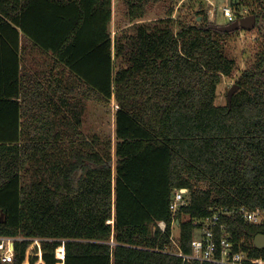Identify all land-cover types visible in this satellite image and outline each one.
Here are the masks:
<instances>
[{
  "label": "trees",
  "instance_id": "trees-1",
  "mask_svg": "<svg viewBox=\"0 0 264 264\" xmlns=\"http://www.w3.org/2000/svg\"><path fill=\"white\" fill-rule=\"evenodd\" d=\"M112 1L0 0V236L23 237L0 264H23L34 238L45 264H220L165 248L178 227L191 253L194 222L227 209L217 239L264 259V221L241 213L264 209V0H231L261 34L226 104L217 91L237 69L226 46L239 30L206 9L142 21L156 0H126L132 30L113 37ZM112 98L115 143L90 138L87 102ZM180 188L188 202L174 214Z\"/></svg>",
  "mask_w": 264,
  "mask_h": 264
},
{
  "label": "rangeland",
  "instance_id": "rangeland-1",
  "mask_svg": "<svg viewBox=\"0 0 264 264\" xmlns=\"http://www.w3.org/2000/svg\"><path fill=\"white\" fill-rule=\"evenodd\" d=\"M240 1V0H239ZM231 6V0H156L150 1L146 6V12L142 21H152L157 18H162L172 11L174 18L179 21L193 22L198 10L206 9L208 11L209 19L219 25L227 24L230 20L224 15L223 7ZM128 3L126 0L112 1V17L111 30L113 37L124 28L131 31L132 24L129 23ZM213 8L215 9V17H213ZM201 16H199L200 18ZM141 21V20H138ZM137 22V21H136ZM129 25H131L129 27ZM240 33L232 36L227 43V53L236 59L237 69L230 76H224L218 86L216 103L226 104L228 102V91L235 84L242 71L255 59L257 50V37L261 34V30L256 29L249 33L245 29H240ZM262 40V39H260ZM259 40V41H260ZM22 42H25L24 38ZM118 108L117 101L112 98L108 102L91 99L87 102L86 111L83 116V131L91 138L94 136L101 139L111 138L115 143L116 133V110ZM114 147V146H113ZM114 150V148H113ZM115 158V155H114ZM115 161V159H114ZM115 167V166H114ZM200 234L199 230H196ZM174 235L179 237L180 231L178 227L174 228ZM37 246L30 244L25 261L31 264L32 255H36ZM39 257V256H37ZM40 259V258H39ZM36 264H40V260ZM24 261V262H25ZM23 262V264H24Z\"/></svg>",
  "mask_w": 264,
  "mask_h": 264
},
{
  "label": "built area",
  "instance_id": "built-area-1",
  "mask_svg": "<svg viewBox=\"0 0 264 264\" xmlns=\"http://www.w3.org/2000/svg\"><path fill=\"white\" fill-rule=\"evenodd\" d=\"M224 15L230 20L239 19L250 14V8L242 5L233 7L226 5L223 7ZM213 17H215V9L213 8ZM242 30V29H241ZM240 31V30H239ZM188 188H180L174 191L173 199L171 200V210L174 214L185 204H187ZM231 215L232 210H222L215 212L212 216L201 221H195L194 224H201L199 228L200 234L195 235L192 240L191 253H184L179 245V237H175L173 232L171 240L173 246H167L166 251H171L176 255L182 256L185 260L211 261L220 264H264V259L251 256L248 252H234V244L229 239L226 231H223L220 239H217L214 226L217 225L221 214ZM242 215L251 222L264 221V209L248 210L241 208ZM159 226L165 230L166 223L161 221ZM225 230V227H224ZM180 236V235H179ZM23 240L21 236H0V256L5 262H12L15 259V244L17 241ZM41 238L32 239L31 244L37 246L36 256H39L40 264H45L43 260V251L41 246ZM30 246V245H29ZM64 247V244L61 245ZM29 248V247H28ZM59 248V247H58ZM65 248V247H64ZM28 250V249H27ZM27 253V251H26ZM26 259V258H25ZM60 259V258H59ZM25 261V260H24Z\"/></svg>",
  "mask_w": 264,
  "mask_h": 264
},
{
  "label": "water",
  "instance_id": "water-1",
  "mask_svg": "<svg viewBox=\"0 0 264 264\" xmlns=\"http://www.w3.org/2000/svg\"><path fill=\"white\" fill-rule=\"evenodd\" d=\"M256 24H257V16L255 14H249L239 19L230 21L227 24L217 25L216 28L222 31H227V32L236 31L240 29L252 30L255 28ZM239 86L240 85L238 83H235L229 89L227 95H228V100L230 103L232 101V97L234 93L239 89ZM254 243L257 248L263 249L264 248V234H258L254 240Z\"/></svg>",
  "mask_w": 264,
  "mask_h": 264
},
{
  "label": "crops",
  "instance_id": "crops-1",
  "mask_svg": "<svg viewBox=\"0 0 264 264\" xmlns=\"http://www.w3.org/2000/svg\"><path fill=\"white\" fill-rule=\"evenodd\" d=\"M22 40H23V37H22Z\"/></svg>",
  "mask_w": 264,
  "mask_h": 264
}]
</instances>
